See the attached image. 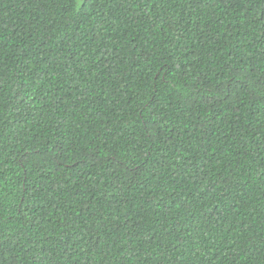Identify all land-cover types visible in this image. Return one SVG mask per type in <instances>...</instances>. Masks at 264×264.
<instances>
[{
  "label": "trees",
  "instance_id": "16d2710c",
  "mask_svg": "<svg viewBox=\"0 0 264 264\" xmlns=\"http://www.w3.org/2000/svg\"><path fill=\"white\" fill-rule=\"evenodd\" d=\"M0 264H264V0H0Z\"/></svg>",
  "mask_w": 264,
  "mask_h": 264
}]
</instances>
